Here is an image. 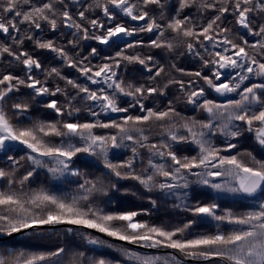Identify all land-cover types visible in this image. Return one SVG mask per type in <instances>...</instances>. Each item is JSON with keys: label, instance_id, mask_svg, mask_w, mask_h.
<instances>
[{"label": "snow or ice", "instance_id": "snow-or-ice-1", "mask_svg": "<svg viewBox=\"0 0 264 264\" xmlns=\"http://www.w3.org/2000/svg\"><path fill=\"white\" fill-rule=\"evenodd\" d=\"M0 264H264V0H0Z\"/></svg>", "mask_w": 264, "mask_h": 264}]
</instances>
